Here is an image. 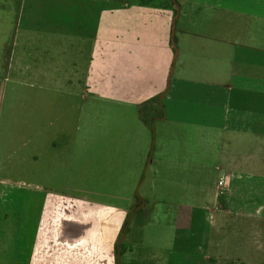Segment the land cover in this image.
<instances>
[{
    "label": "crops",
    "instance_id": "1",
    "mask_svg": "<svg viewBox=\"0 0 264 264\" xmlns=\"http://www.w3.org/2000/svg\"><path fill=\"white\" fill-rule=\"evenodd\" d=\"M0 68L64 97L63 150L100 171L78 195L111 205L87 222L102 248L134 211L162 264H264V0H0Z\"/></svg>",
    "mask_w": 264,
    "mask_h": 264
},
{
    "label": "rangeland",
    "instance_id": "2",
    "mask_svg": "<svg viewBox=\"0 0 264 264\" xmlns=\"http://www.w3.org/2000/svg\"><path fill=\"white\" fill-rule=\"evenodd\" d=\"M34 92L39 96H31ZM49 99L53 97L46 90L31 88L18 80L16 72L7 76L0 68V264H119V254L124 264V260L162 264L160 250L140 248L134 211L114 242L118 224L109 215L101 247L97 230L87 222L92 220L91 213H108L111 205L88 202L78 195L92 185L88 183L99 181L100 171L96 162H70L71 150H63L62 120L55 109L58 106L63 112L65 100ZM72 101L68 96V102ZM33 112L38 120L34 123ZM34 128L43 135L35 134ZM94 185L99 190L110 188L109 184ZM81 207L87 210L77 211ZM80 226H85L82 233Z\"/></svg>",
    "mask_w": 264,
    "mask_h": 264
},
{
    "label": "trees",
    "instance_id": "3",
    "mask_svg": "<svg viewBox=\"0 0 264 264\" xmlns=\"http://www.w3.org/2000/svg\"><path fill=\"white\" fill-rule=\"evenodd\" d=\"M133 1H136L138 3H140L141 5L143 6H148V5H154L155 2H157L158 0H133ZM163 1H166V0H160V2H163ZM167 1H171V0H167ZM146 108L147 106L145 105L144 107L141 108V113H142V118H143V121L146 123V115H145V111H146ZM138 202V200H136ZM133 207H134V202H133ZM124 262L127 264V261L124 260Z\"/></svg>",
    "mask_w": 264,
    "mask_h": 264
},
{
    "label": "built area",
    "instance_id": "4",
    "mask_svg": "<svg viewBox=\"0 0 264 264\" xmlns=\"http://www.w3.org/2000/svg\"><path fill=\"white\" fill-rule=\"evenodd\" d=\"M218 185L219 187H223L225 185V178H221Z\"/></svg>",
    "mask_w": 264,
    "mask_h": 264
},
{
    "label": "water",
    "instance_id": "5",
    "mask_svg": "<svg viewBox=\"0 0 264 264\" xmlns=\"http://www.w3.org/2000/svg\"><path fill=\"white\" fill-rule=\"evenodd\" d=\"M118 263L119 264H124L123 262L120 261V254H119V262Z\"/></svg>",
    "mask_w": 264,
    "mask_h": 264
}]
</instances>
